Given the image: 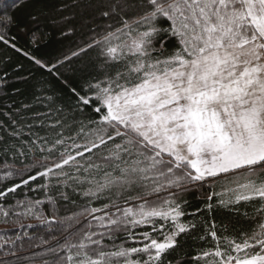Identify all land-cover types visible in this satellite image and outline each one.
<instances>
[{
  "label": "snow or ice",
  "instance_id": "obj_1",
  "mask_svg": "<svg viewBox=\"0 0 264 264\" xmlns=\"http://www.w3.org/2000/svg\"><path fill=\"white\" fill-rule=\"evenodd\" d=\"M22 2L0 0L6 25L15 24L11 13ZM98 5L101 17L122 26L58 63L29 58L59 76V65L97 48L105 64L122 62L123 68L98 82L86 81L80 89L65 81L77 109L91 108L98 118L88 124L81 121L76 135H66L57 120L49 125L60 129L52 138L34 132L26 145L14 149L20 167L3 178L18 175L20 180L0 189V216L5 222L9 217H34L47 225L56 240L48 249L56 257L51 264H164L165 254L178 246V237L196 227L182 219L187 215L179 199L182 192L228 180L230 186L213 191L208 201L219 196L226 206L264 200V0H98ZM133 8L141 14L124 19ZM172 40L178 47L165 56ZM36 41L33 34L31 42ZM0 42L10 43L3 34ZM13 135L21 133L14 130ZM38 178L46 194L65 180L90 185L87 197L140 191L123 196L127 203L135 202L133 206L117 201L85 208L80 215L92 219L77 227L78 217L50 220L37 211L44 201L7 203L9 194ZM48 203H55V197ZM206 207L211 211L213 204ZM258 211L264 214V207ZM65 224L59 229L60 240L53 225ZM19 227L25 225L20 222ZM121 234L125 244L140 246L117 245ZM208 234L216 247L196 257L198 262L211 257L205 264H264V224L239 241L228 240L223 250L215 224ZM7 255L18 253L9 249Z\"/></svg>",
  "mask_w": 264,
  "mask_h": 264
},
{
  "label": "trees",
  "instance_id": "obj_2",
  "mask_svg": "<svg viewBox=\"0 0 264 264\" xmlns=\"http://www.w3.org/2000/svg\"><path fill=\"white\" fill-rule=\"evenodd\" d=\"M98 6V0H23L12 10L15 24L6 25L0 17V34L10 41L7 45L0 42V189L19 182L18 175L4 179L8 171L2 168L16 172L20 165L19 160L13 156V150L26 145L33 138L32 133L47 134L52 138L60 129L50 128L49 125L59 120L66 135H76L81 121L88 124L90 120L98 118L91 108L83 112L77 109L75 98L65 81L80 89L86 81L95 83L114 75L118 68H123L122 62L105 64L104 58L98 54L99 50L92 48L59 65L60 75L57 76L55 72L40 69L29 58L34 55L46 63H58L65 56H71L72 52H78L94 38H101L106 31H114L122 26L117 20L108 21L101 17ZM141 12L139 8L130 9L124 19H135ZM162 23L167 26V21ZM33 34L37 37L35 44L31 42ZM12 43L23 51L17 52L11 46ZM174 47H178L175 41H169L164 55L167 56ZM14 130L21 135L14 136ZM105 170L111 171V168ZM77 175L82 178L85 174ZM101 175L97 174L96 179H101ZM43 182L38 178L16 193L9 194L7 203L14 205L17 201L41 200L45 203L37 211L50 220L55 217L67 221L68 217H75L85 208H102L108 203L122 202L125 201L123 196L131 193L135 195L140 191L129 190L121 196L113 190L112 194L103 193L99 198L87 197L84 192L90 185L65 180L46 194L38 187ZM213 191H224L223 184L217 183L213 188H192L180 194L179 199L187 213L182 219L184 222L195 223L196 227L178 237V246L165 254L164 264H205L202 259L198 262L195 258L204 251L215 249L217 242L208 234L213 224L220 237L221 250L230 239L239 241L243 234L259 232L260 225L264 224V214L258 209L264 207V200L256 198L225 206L219 203V196L208 201L207 197ZM61 192L67 195V200L61 197ZM50 197H55V203H48ZM208 203L213 204L211 211L206 207ZM20 222L25 225L24 228L19 227ZM63 226L66 224L53 225L57 237L61 236L59 229ZM44 239L50 243L42 244ZM53 241L48 226L41 225L34 217L23 218L21 221L9 217L5 222L0 216V260L10 264H42L48 260L51 264L56 259L48 253V249L56 245H51ZM107 243L111 245V242ZM115 243L125 244L123 234L118 235ZM38 244L41 246L37 247ZM126 245H129V241ZM9 249L17 251L18 255H7ZM208 259L211 257L205 260Z\"/></svg>",
  "mask_w": 264,
  "mask_h": 264
},
{
  "label": "rangeland",
  "instance_id": "obj_3",
  "mask_svg": "<svg viewBox=\"0 0 264 264\" xmlns=\"http://www.w3.org/2000/svg\"><path fill=\"white\" fill-rule=\"evenodd\" d=\"M4 171H9V169H7V168H2ZM219 184V183H222L223 184V190L225 189V187L226 186H230V183H229V181L228 180H218L216 183H214V184H212V185H209V184H207V183H205L204 184V186L203 187H210V188H213V186L215 185V184ZM172 191H175V190H172ZM135 195H136V193H135ZM134 194H132L131 193V196H135ZM160 195L161 196H167V195H170V192H162V193H160ZM156 197H154V196H149L148 197V199H155ZM122 206H133V204L135 203V202H132V203H127L126 201H122V202H119ZM113 211H114V209H112ZM83 211H81V212H79L75 217H78L79 218V221H80V224H77V227H80V225L82 224V225H84V226H86L87 225V223H88V221L90 220V219H92L91 217H87V218H85L84 216H81L80 215V213H82ZM98 215H99V213H98ZM38 221V220H37ZM66 222V221H65ZM93 223H94V221H93ZM60 240H62L63 239V236L61 235V236H59L58 237ZM56 244V240H54L53 242H52V246L53 245H55ZM117 245H121V244H117ZM109 246H111V245H109ZM125 246H127L126 244H125ZM128 246H140L139 244H136V245H133V243H132V241H129V245ZM205 259H207V258H203L202 260L203 261H206ZM208 260H211V259H208ZM205 263V262H204Z\"/></svg>",
  "mask_w": 264,
  "mask_h": 264
}]
</instances>
